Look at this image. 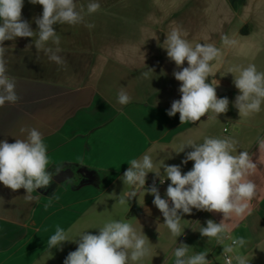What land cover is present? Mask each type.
Listing matches in <instances>:
<instances>
[{
    "label": "crops",
    "instance_id": "0c3cea01",
    "mask_svg": "<svg viewBox=\"0 0 264 264\" xmlns=\"http://www.w3.org/2000/svg\"><path fill=\"white\" fill-rule=\"evenodd\" d=\"M76 2L78 7H86L88 0ZM99 2L100 11L86 15L84 23L54 26L61 38L63 65L38 52L35 38L4 42L8 74L16 80L20 100L0 107V141L15 142L22 126L37 128L48 146V170L54 178L49 187L32 193L37 198L33 202L24 200L25 189L12 191L0 183V198L5 201L0 204V264H63L78 244L67 241L62 250L53 248L50 253L47 240L57 226L70 240H76L84 232L98 234L111 220L128 222L148 237L149 255L138 264H174L172 253L181 243L190 246L189 255L207 251L211 264H219L216 239L201 236L199 221H190L187 227L189 214L182 216L185 229L176 238L146 189L126 205H120L117 196L129 190L121 177L131 159L148 154L155 165L153 171L161 176L165 175L163 164L179 165L182 173H187L194 161H182L192 149L177 153L182 145L190 140L202 143L205 137H230L236 141L233 154L247 151L257 165L248 177L257 185L249 205L255 209L261 206L264 149L257 137L264 138V103L259 113L240 116L233 106L239 90L228 69L251 63L264 72V0ZM42 11L41 5L24 0L22 19L36 31L33 18ZM177 28L193 46L210 43L220 49L207 81L215 84L218 80V98L229 100V110L217 120H207L205 114L197 124H181L179 113L167 115L171 103L181 96V82L173 76L174 70L181 69L161 46L166 34ZM224 35L236 44L224 45ZM187 66L185 61L182 67ZM148 68L154 70L152 80L141 75ZM162 71L166 75H161ZM121 87L133 98L127 106L117 102ZM64 173L70 177L58 183L56 178ZM156 178L150 172L146 181ZM168 181L158 189L162 198H166ZM54 195L59 199H52ZM204 213L193 209L190 215L200 214L201 219Z\"/></svg>",
    "mask_w": 264,
    "mask_h": 264
},
{
    "label": "clouds",
    "instance_id": "9594fccd",
    "mask_svg": "<svg viewBox=\"0 0 264 264\" xmlns=\"http://www.w3.org/2000/svg\"><path fill=\"white\" fill-rule=\"evenodd\" d=\"M29 3L39 4L43 9L41 16L33 18L38 26L36 31L27 20L22 19L24 0H0V107L5 104L16 105L20 100L16 80L8 74V48L4 45L5 41H14L18 37L35 38L33 44L38 52L43 51L50 62L63 65L65 60L60 55L62 50L59 47L61 38L54 26L82 24L86 15L95 14L101 9L99 0H88L86 7H78L76 0H29ZM86 26L94 27L91 24ZM221 40L224 45L236 44L227 35L222 36ZM162 45L167 57L181 69L173 72L174 78L181 82V96L171 103L167 115L173 117L179 113L181 124H185L200 121L205 114L207 120H217L220 114L227 113L228 98L217 96L219 81L216 80L215 84L207 82L213 75L211 62L220 56V49L210 43L193 46L178 28L166 34ZM185 61L188 66L182 67ZM228 73L233 75V84L239 90L233 105L239 115L259 113L264 103V72L258 71L256 65L250 63L247 66L230 67ZM151 74H154L151 68L141 73L144 78L152 80ZM161 75L166 73L162 71ZM132 99L124 87L118 90L117 102L121 106H127ZM19 132L20 136L15 137L13 143L7 139L0 141V183L12 191L25 189L24 200L33 202L37 198L32 193L49 187L53 182V173L48 170V146L43 133L35 127L25 125L20 127ZM257 140L259 147L264 149V138L257 137ZM186 147L192 150L186 153L182 163L194 161L187 173H182L179 165L163 164L165 175L161 176L158 171H153L155 165L148 154L128 161L129 167L121 179L129 190L117 196V202L126 205L144 189L150 172L159 177L161 184L166 179L170 180L166 198L161 197L155 180L147 188V193L154 197L153 204L162 213L165 226L176 238L184 232L185 228L181 226L184 214L190 215L196 209L222 213L224 219L232 214L241 217L257 193V185L248 178L257 165L247 151L233 154L236 152V141L232 138L205 137L202 143L190 140L177 153L183 152ZM55 171L58 174L60 168L57 167ZM52 199L58 200L59 197L54 195ZM4 202L0 198V204ZM224 219L220 223L207 220L206 226L199 230L201 236L209 240L215 238L217 244L223 246L222 255L226 264H233V260L235 264H249L245 256L233 255L236 248L244 247L247 241L243 237H230ZM228 239L231 244L225 245L224 240ZM67 241L77 243L78 247L69 252L63 264H138L150 252L148 237L122 220L106 222L99 228L98 234L84 232L76 240H70L68 233L57 226L55 233L47 240V249L50 253L53 248L62 250V244ZM189 248L184 243L174 248V264H211L206 258L207 251L189 255Z\"/></svg>",
    "mask_w": 264,
    "mask_h": 264
},
{
    "label": "rangeland",
    "instance_id": "374dc122",
    "mask_svg": "<svg viewBox=\"0 0 264 264\" xmlns=\"http://www.w3.org/2000/svg\"><path fill=\"white\" fill-rule=\"evenodd\" d=\"M226 129L228 130V128ZM259 195H261V206L255 209L249 205L248 210L241 217L232 214L230 217L224 219L222 213L204 211V216L201 219H199L200 214L189 215V217L185 218V225L188 227L190 221H199V228H201L202 226H206V221L209 219L216 223H220L224 219L223 223L228 229L230 237H243L247 241L244 247L236 248L233 255L239 254L245 256L249 264H264V188L259 189ZM224 244H231V240H224ZM222 251L223 246L219 245L216 253V255H219V264H225ZM233 264H235L234 260Z\"/></svg>",
    "mask_w": 264,
    "mask_h": 264
},
{
    "label": "built area",
    "instance_id": "2783aa9c",
    "mask_svg": "<svg viewBox=\"0 0 264 264\" xmlns=\"http://www.w3.org/2000/svg\"><path fill=\"white\" fill-rule=\"evenodd\" d=\"M197 123H198V121L195 122L194 124H197ZM225 131H226V129H225ZM154 180H155V184H156V186H157L158 189H159L161 186H164V185H166V184L169 183L168 180H165V182H164L163 184H161V183H160V179H159V178H156V179H152V180L146 181V184H145L144 189L147 190V188H150V187L153 185V181H154ZM224 258H225V257H224ZM225 261H226V260H225Z\"/></svg>",
    "mask_w": 264,
    "mask_h": 264
},
{
    "label": "water",
    "instance_id": "95a60500",
    "mask_svg": "<svg viewBox=\"0 0 264 264\" xmlns=\"http://www.w3.org/2000/svg\"><path fill=\"white\" fill-rule=\"evenodd\" d=\"M70 177V174H61L56 178V181L58 183H62L63 181H65L66 179H68Z\"/></svg>",
    "mask_w": 264,
    "mask_h": 264
},
{
    "label": "trees",
    "instance_id": "16d2710c",
    "mask_svg": "<svg viewBox=\"0 0 264 264\" xmlns=\"http://www.w3.org/2000/svg\"><path fill=\"white\" fill-rule=\"evenodd\" d=\"M242 33H247V27H246V29H244L243 31H242Z\"/></svg>",
    "mask_w": 264,
    "mask_h": 264
}]
</instances>
